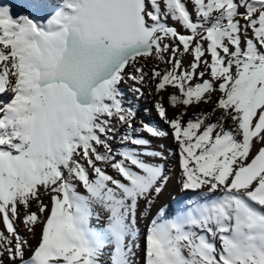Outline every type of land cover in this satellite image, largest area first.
I'll use <instances>...</instances> for the list:
<instances>
[{
	"label": "snow or ice",
	"instance_id": "snow-or-ice-1",
	"mask_svg": "<svg viewBox=\"0 0 264 264\" xmlns=\"http://www.w3.org/2000/svg\"><path fill=\"white\" fill-rule=\"evenodd\" d=\"M0 264H264V0L0 4Z\"/></svg>",
	"mask_w": 264,
	"mask_h": 264
},
{
	"label": "bare ground",
	"instance_id": "bare-ground-1",
	"mask_svg": "<svg viewBox=\"0 0 264 264\" xmlns=\"http://www.w3.org/2000/svg\"><path fill=\"white\" fill-rule=\"evenodd\" d=\"M9 2H15V0H0V4H6ZM136 103L139 106V111H138V116H137L138 120L143 119L146 122H158L154 112H145V109H150L151 107V100L147 96H145V98H142ZM200 107L201 109H205V110L208 108V106L206 105H201ZM160 126L163 129L167 130L166 125L161 124ZM160 144H163L166 150L167 149L175 150V144L173 143L170 137L162 139V140L154 141L153 147H158ZM177 163H178L177 158L173 157L170 159L168 168L171 169V171L169 172L171 179H170L169 184L166 186L165 190L163 191V193L158 198L155 207L167 205L170 210L175 209L176 202L181 197V193H179L178 186L176 183V178L179 172ZM153 211H155V208L153 209ZM145 223H146L145 221H141L140 223L141 233H143L144 231ZM32 243H35V241H32Z\"/></svg>",
	"mask_w": 264,
	"mask_h": 264
},
{
	"label": "rangeland",
	"instance_id": "rangeland-1",
	"mask_svg": "<svg viewBox=\"0 0 264 264\" xmlns=\"http://www.w3.org/2000/svg\"><path fill=\"white\" fill-rule=\"evenodd\" d=\"M125 91H127V86H125ZM129 96H131V93H129Z\"/></svg>",
	"mask_w": 264,
	"mask_h": 264
}]
</instances>
